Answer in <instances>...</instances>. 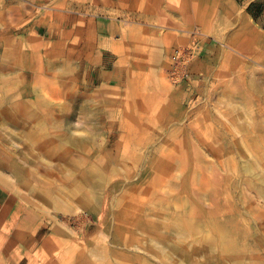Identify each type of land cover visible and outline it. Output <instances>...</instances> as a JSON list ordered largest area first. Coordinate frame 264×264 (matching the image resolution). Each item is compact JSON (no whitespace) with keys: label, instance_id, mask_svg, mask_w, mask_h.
<instances>
[{"label":"rangeland","instance_id":"1","mask_svg":"<svg viewBox=\"0 0 264 264\" xmlns=\"http://www.w3.org/2000/svg\"><path fill=\"white\" fill-rule=\"evenodd\" d=\"M63 1L0 0V186L27 218L12 262L264 264V70L178 108L95 94L70 47L56 63L27 39Z\"/></svg>","mask_w":264,"mask_h":264},{"label":"crops","instance_id":"2","mask_svg":"<svg viewBox=\"0 0 264 264\" xmlns=\"http://www.w3.org/2000/svg\"><path fill=\"white\" fill-rule=\"evenodd\" d=\"M48 12L31 25L27 39L56 63L70 47L72 64L86 65L98 95L122 100L149 92L157 101L167 93L169 105L178 108L186 98L190 104L208 96L221 82L248 78L252 65L264 70V0H65ZM193 30L201 34L203 48L189 79L172 85L169 56L188 43ZM17 211L0 186V263H20L11 259L19 244L17 223L26 225L27 218Z\"/></svg>","mask_w":264,"mask_h":264},{"label":"built area","instance_id":"3","mask_svg":"<svg viewBox=\"0 0 264 264\" xmlns=\"http://www.w3.org/2000/svg\"><path fill=\"white\" fill-rule=\"evenodd\" d=\"M200 34L193 31L189 34L186 45L175 47L169 56L167 78L172 85H179L189 79V68L201 53Z\"/></svg>","mask_w":264,"mask_h":264},{"label":"trees","instance_id":"4","mask_svg":"<svg viewBox=\"0 0 264 264\" xmlns=\"http://www.w3.org/2000/svg\"><path fill=\"white\" fill-rule=\"evenodd\" d=\"M251 7H252V5H251ZM247 12H249V13H250V8H248V9H247Z\"/></svg>","mask_w":264,"mask_h":264},{"label":"bare ground","instance_id":"5","mask_svg":"<svg viewBox=\"0 0 264 264\" xmlns=\"http://www.w3.org/2000/svg\"><path fill=\"white\" fill-rule=\"evenodd\" d=\"M10 137L13 138V136L10 134ZM6 156V155H5ZM15 199V198H14ZM12 203V202H11Z\"/></svg>","mask_w":264,"mask_h":264}]
</instances>
